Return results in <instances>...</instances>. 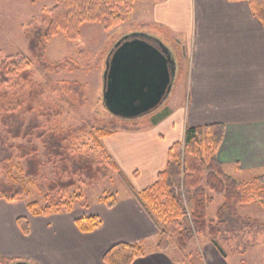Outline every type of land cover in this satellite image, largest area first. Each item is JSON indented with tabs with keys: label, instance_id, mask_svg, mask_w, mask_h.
<instances>
[{
	"label": "crops",
	"instance_id": "crops-1",
	"mask_svg": "<svg viewBox=\"0 0 264 264\" xmlns=\"http://www.w3.org/2000/svg\"><path fill=\"white\" fill-rule=\"evenodd\" d=\"M134 18L150 36L173 37L179 55L162 106L99 138L110 171L124 177L128 192L113 193L111 207L103 195L97 206L75 202L70 211L48 215L28 211L23 198L0 197V264H108L103 255L118 242L143 248L130 264H198L193 238L184 250L171 240L158 249L156 218L139 200L167 169L169 148L183 140L187 126L223 124L216 151L223 172L238 182L264 175V25L247 0H134L126 20ZM20 216L28 218L26 233L17 223ZM82 216H95L97 226L81 230L76 219ZM200 244L204 264H229L208 237Z\"/></svg>",
	"mask_w": 264,
	"mask_h": 264
},
{
	"label": "trees",
	"instance_id": "trees-1",
	"mask_svg": "<svg viewBox=\"0 0 264 264\" xmlns=\"http://www.w3.org/2000/svg\"><path fill=\"white\" fill-rule=\"evenodd\" d=\"M133 2L134 0H56L52 7L41 12V22H38L36 17H31L29 23L32 24V28L27 32L28 49L32 58H36L38 69L57 71L66 64V60L56 63L47 60L44 41L51 40L60 31L64 32L68 39L74 40L79 37L81 24L85 22H96L101 28L109 30L129 18ZM247 2L252 13L264 25V0H247ZM32 73L30 61L22 52L6 56L0 61L2 105L0 122L6 127V135L0 134V164L4 171L3 176L0 177V197L19 200L29 195V189L20 179L17 180L12 175L10 164L5 162L12 159L17 152L16 157L24 159L22 168L24 177L38 183L39 189L46 188L49 193L55 192L58 187L61 189L60 198L52 197L46 205L31 201L27 204V209L43 215L70 211L73 209L74 200L82 197V193L71 196L67 190L77 182L76 176L86 175L89 180H94L98 178L100 172L101 175H106V170L103 165L96 163L94 155L71 152V141L77 128L66 131L47 132L44 129L34 131L36 127L41 126L35 114L27 119L13 103H9L10 107H6L8 98L16 94L6 88L14 87L23 78L27 79L25 82H30ZM73 86L77 87L76 83H69L68 89ZM79 89L82 92V88ZM73 91L76 92L77 89L74 88ZM32 108L29 102L23 110L30 111ZM40 113L45 112L40 110ZM118 126L119 124L112 120L111 129H116ZM33 133L41 137L44 142L43 155L46 160L38 156L35 145L10 141L11 138L20 137H28L30 141ZM223 133V124L220 123L187 126L183 140L174 142L169 148L167 169L158 175L157 182L153 186L140 194L142 197L139 195V200L145 206H149L148 202H154L156 195L168 196L165 202L167 206L164 208L165 223L160 224L153 213L159 228L158 249H167L173 236H175V244L182 250L195 234L206 232L211 240L217 241L216 237L221 225L230 226L232 222L241 221L237 210L239 204L259 199L264 205V175L248 182H238L223 172L216 157ZM97 144L100 145L99 142ZM48 162L53 163V170L56 173L54 179L46 178L42 170ZM175 176H181L184 203L179 199L178 192L181 190L175 185ZM61 182H65L63 187L60 186ZM207 190L223 196L215 220L207 218V207L213 200V196ZM103 202L108 207L113 206L116 202L115 195L105 194ZM39 205L42 207L37 210ZM186 206L189 207V214ZM17 223L24 233L28 231L27 217H18ZM76 223L81 230L91 231L97 226L98 221L95 216H82L76 219ZM143 254V248L137 243L118 242L105 251L103 258L108 264H130L133 259ZM3 261L4 259L0 257V262Z\"/></svg>",
	"mask_w": 264,
	"mask_h": 264
},
{
	"label": "rangeland",
	"instance_id": "rangeland-1",
	"mask_svg": "<svg viewBox=\"0 0 264 264\" xmlns=\"http://www.w3.org/2000/svg\"><path fill=\"white\" fill-rule=\"evenodd\" d=\"M55 2L56 0H0V61L6 56L22 52L30 61V69L33 72L30 82H25L27 79L23 78L14 87L6 88L11 93L16 94L10 96L5 105L10 107L9 103H13L27 119L35 114L41 126L36 127L34 131L40 129L47 132L78 129L71 141V152L94 155L96 163L104 166L106 175H101L100 172L98 178L94 180H89L86 175L76 176L77 182L67 190L71 196L82 193L80 199L74 200V203L78 202V206H97L101 196L107 193L121 195L128 192L129 188L123 176L110 171L101 147L97 144L99 138L104 135L102 132L111 130L112 120L119 125L122 122H129V119L115 117L106 110L102 101L103 71L115 42L125 34L142 32L144 29L142 26L140 27L139 21L134 18L133 22L126 20L109 30L101 28L96 22H85L81 24L79 37L74 40L68 39L65 33L60 31L51 40L44 41L45 56L52 63L66 60V64L57 71L50 69L41 71L38 69L36 58H32L31 51L28 49L27 32L32 28L29 19L36 17L37 21L41 22V12L52 7ZM137 14L138 8L135 15ZM155 34L159 36L157 38L167 42L178 57L179 52L174 38L167 40V36L163 37V32H156ZM152 43L154 42L152 41ZM69 83H76L77 87L73 86L77 89L76 92L73 91V87L68 89ZM79 87L82 88V92ZM168 94L152 110L161 107ZM29 102L33 108L30 111H24L23 108ZM1 107L0 101V114L2 112ZM40 110H44L45 113L41 114ZM5 129L6 127L0 122V134L6 135ZM31 136L30 141L28 137L11 138L10 141L35 145L38 156L46 160L47 158L43 155L44 142L41 137H37L34 133ZM14 151L16 152V150ZM16 154L12 159L5 162L10 164L12 175L17 180L20 179L29 189V195L23 197V205L27 206L26 204L31 201L46 205L52 197L54 199L60 198L61 189L59 187L55 192L49 193L43 186V189H39L38 183L24 177L22 171L24 159L17 158ZM42 170L46 178L54 179L56 177L53 163L48 162L42 167ZM3 174L4 171L0 164V177ZM112 174L116 177L113 178ZM174 179L175 185L181 190L178 192L179 199L184 203L180 184L181 176H175ZM64 185L65 182L60 183V186L63 187ZM213 193L210 194L213 195ZM140 197L142 196L140 195ZM167 197L166 194L156 195L154 202H148L160 224L165 223L164 208L167 206L165 203ZM222 200V196H215L207 209L209 217L216 215ZM11 206L21 205L17 203ZM238 206H243L238 210L241 221L232 222L230 226L221 225L220 232L216 237L217 242L225 251L224 257H227L229 264H264V205L259 199H255ZM204 237H208L212 242L206 232L195 234L191 241L196 246L195 262L198 264H204L200 244ZM171 238L170 240L174 242L175 236ZM197 243H199V247H197Z\"/></svg>",
	"mask_w": 264,
	"mask_h": 264
},
{
	"label": "water",
	"instance_id": "water-1",
	"mask_svg": "<svg viewBox=\"0 0 264 264\" xmlns=\"http://www.w3.org/2000/svg\"><path fill=\"white\" fill-rule=\"evenodd\" d=\"M176 69L175 51L163 41L145 32L125 34L113 45L103 71L102 101L106 110L123 119L152 110L170 93ZM212 242L225 256L219 243Z\"/></svg>",
	"mask_w": 264,
	"mask_h": 264
},
{
	"label": "built area",
	"instance_id": "built-area-1",
	"mask_svg": "<svg viewBox=\"0 0 264 264\" xmlns=\"http://www.w3.org/2000/svg\"><path fill=\"white\" fill-rule=\"evenodd\" d=\"M185 205H186V204H185ZM186 208H187V212H188V214H189V213H190V212H189V207H188V206H186Z\"/></svg>",
	"mask_w": 264,
	"mask_h": 264
}]
</instances>
